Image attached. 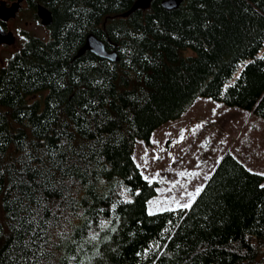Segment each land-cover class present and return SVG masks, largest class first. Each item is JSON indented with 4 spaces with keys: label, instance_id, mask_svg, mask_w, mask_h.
Masks as SVG:
<instances>
[{
    "label": "trees",
    "instance_id": "1",
    "mask_svg": "<svg viewBox=\"0 0 264 264\" xmlns=\"http://www.w3.org/2000/svg\"><path fill=\"white\" fill-rule=\"evenodd\" d=\"M25 1L52 21L0 63V264H264L263 173L227 151L149 211L133 156L200 95L264 118V0ZM90 32L118 59L77 55Z\"/></svg>",
    "mask_w": 264,
    "mask_h": 264
},
{
    "label": "rangeland",
    "instance_id": "2",
    "mask_svg": "<svg viewBox=\"0 0 264 264\" xmlns=\"http://www.w3.org/2000/svg\"><path fill=\"white\" fill-rule=\"evenodd\" d=\"M5 27L13 31L15 41L0 43V63L18 49L25 33L48 36L47 25L40 23L25 0L20 12L5 21ZM227 151L250 169L264 174V118L252 110L227 106L202 95L180 117L158 126L148 144L137 139L134 159L143 175L157 182V192L147 203L148 210L192 202L189 194L197 195L196 190Z\"/></svg>",
    "mask_w": 264,
    "mask_h": 264
},
{
    "label": "water",
    "instance_id": "3",
    "mask_svg": "<svg viewBox=\"0 0 264 264\" xmlns=\"http://www.w3.org/2000/svg\"><path fill=\"white\" fill-rule=\"evenodd\" d=\"M181 1L182 0H161V4L167 9H172L177 7ZM21 2L22 0H12L9 3H7L5 0L0 1V43L9 44L15 41V34L13 31L11 29L5 28L2 22L16 15ZM150 2L151 0H133L129 8L118 13L117 15L127 16L137 8L148 7ZM37 13L41 24L49 25L51 23L52 15L51 11L47 7L38 4ZM85 50H90L99 56H103L112 60L118 59L116 51L107 50L104 41L92 32L86 35L84 43L77 51V55L83 53Z\"/></svg>",
    "mask_w": 264,
    "mask_h": 264
},
{
    "label": "snow or ice",
    "instance_id": "4",
    "mask_svg": "<svg viewBox=\"0 0 264 264\" xmlns=\"http://www.w3.org/2000/svg\"><path fill=\"white\" fill-rule=\"evenodd\" d=\"M262 59H264V57H262ZM200 191H202V189H199V188H198V189L196 190V194H199ZM189 195L192 196V199L194 200L195 197H194L191 193H190ZM127 202L130 203L131 201H127ZM181 207H183V208H190V207H191V202H189V203H184L183 205H181ZM150 214H151V213H150ZM103 226H104V225L102 224L101 227H103ZM91 239H92V240H95V239H97V236H96V235H93V236L91 237ZM73 259H75V258L73 257Z\"/></svg>",
    "mask_w": 264,
    "mask_h": 264
},
{
    "label": "flooded vegetation",
    "instance_id": "5",
    "mask_svg": "<svg viewBox=\"0 0 264 264\" xmlns=\"http://www.w3.org/2000/svg\"><path fill=\"white\" fill-rule=\"evenodd\" d=\"M22 1H24V0H22ZM10 2H11V1H10ZM21 7H22V2H21V5H20V7H19V9H18V11H17V13H16V15L20 12ZM2 23H3L4 27H5V21H3ZM5 28H6V27H5Z\"/></svg>",
    "mask_w": 264,
    "mask_h": 264
}]
</instances>
